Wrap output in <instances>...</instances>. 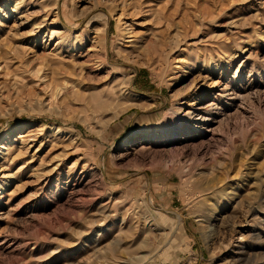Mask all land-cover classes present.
<instances>
[{
    "label": "rangeland",
    "instance_id": "1",
    "mask_svg": "<svg viewBox=\"0 0 264 264\" xmlns=\"http://www.w3.org/2000/svg\"><path fill=\"white\" fill-rule=\"evenodd\" d=\"M0 264H264V0H0Z\"/></svg>",
    "mask_w": 264,
    "mask_h": 264
},
{
    "label": "bare ground",
    "instance_id": "2",
    "mask_svg": "<svg viewBox=\"0 0 264 264\" xmlns=\"http://www.w3.org/2000/svg\"><path fill=\"white\" fill-rule=\"evenodd\" d=\"M57 45V44H56ZM178 61V60H177ZM176 63V62H175ZM40 67V66H39ZM36 70H38V68L36 69ZM37 74V73H36ZM178 78L180 79V77H177V79H176V82L178 81Z\"/></svg>",
    "mask_w": 264,
    "mask_h": 264
}]
</instances>
